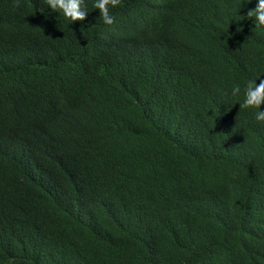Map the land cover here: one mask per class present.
I'll use <instances>...</instances> for the list:
<instances>
[{
  "label": "trees",
  "instance_id": "obj_1",
  "mask_svg": "<svg viewBox=\"0 0 264 264\" xmlns=\"http://www.w3.org/2000/svg\"><path fill=\"white\" fill-rule=\"evenodd\" d=\"M0 0V264H264L258 0ZM240 87L233 97L232 89ZM264 110V104L260 106Z\"/></svg>",
  "mask_w": 264,
  "mask_h": 264
},
{
  "label": "clouds",
  "instance_id": "obj_2",
  "mask_svg": "<svg viewBox=\"0 0 264 264\" xmlns=\"http://www.w3.org/2000/svg\"><path fill=\"white\" fill-rule=\"evenodd\" d=\"M121 0H95L93 7L99 10L100 18L105 25L115 23V17L111 15L109 6L116 7ZM45 3L52 11H60L64 17L72 23L84 21L87 12L84 10V0H45ZM20 7L19 0H15L13 8ZM248 18H254L255 28L264 29V0H258L254 9L247 12ZM240 93V87L237 85L232 89L233 97ZM264 104V80H260L256 84V80H249L244 90V99L240 103L242 109H256L255 120L264 123V110H260V106Z\"/></svg>",
  "mask_w": 264,
  "mask_h": 264
}]
</instances>
